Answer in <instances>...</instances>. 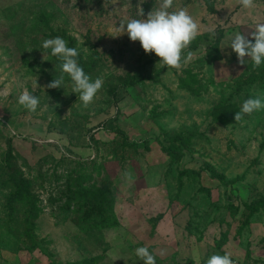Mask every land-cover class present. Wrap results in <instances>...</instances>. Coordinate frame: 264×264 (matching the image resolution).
<instances>
[{
    "label": "rangeland",
    "instance_id": "rangeland-1",
    "mask_svg": "<svg viewBox=\"0 0 264 264\" xmlns=\"http://www.w3.org/2000/svg\"><path fill=\"white\" fill-rule=\"evenodd\" d=\"M254 3L174 0L170 11L185 9L200 25L177 70L115 31L140 18L137 5L146 18L160 0H0V264H143L139 247L156 264L225 253L264 264V210L248 223L245 210L264 198V109L234 119L246 99L264 100V64L241 65L230 47L237 32L254 42L264 0ZM57 36L78 49L93 81L103 78L88 108L67 74L61 88L46 87L62 62L42 43ZM25 89L40 100L35 113L18 103ZM20 178L35 217L28 205L9 208ZM71 180L111 191L120 227L91 230L93 215L64 220Z\"/></svg>",
    "mask_w": 264,
    "mask_h": 264
},
{
    "label": "clouds",
    "instance_id": "clouds-1",
    "mask_svg": "<svg viewBox=\"0 0 264 264\" xmlns=\"http://www.w3.org/2000/svg\"><path fill=\"white\" fill-rule=\"evenodd\" d=\"M143 2L144 0H140L141 4ZM238 2L244 9L251 10L256 7L254 0H238ZM173 3L174 0H160L159 7L148 12L146 18H142L144 9L137 5V15L140 18L129 19L127 23L121 22L115 31L120 33L119 35L126 33L132 42L138 41L146 54L154 53L163 67L180 70L192 58L193 53L187 51L185 55V50L189 49L193 40L200 35V25L185 9L170 11ZM251 36L254 42L240 32L235 33L230 47L237 54L239 64L243 65L247 57L252 61L253 69H256L264 64V22H255ZM42 47L50 49L51 55L62 62L61 75L54 78L46 87L61 88L64 74H67L73 82L72 92L78 93L82 106L88 108L102 89L103 78L98 77L93 81L78 63V49L69 47L62 37L46 39ZM18 103L29 112L35 113L40 100L25 89L19 95ZM261 109H264V100L260 97L248 98L243 102L240 111L236 112L234 119L240 122L245 115L251 116ZM124 175L131 179L130 173L125 172ZM135 252L143 264H156L154 255L147 247H139ZM206 264H234V261L229 253L214 254Z\"/></svg>",
    "mask_w": 264,
    "mask_h": 264
},
{
    "label": "trees",
    "instance_id": "trees-1",
    "mask_svg": "<svg viewBox=\"0 0 264 264\" xmlns=\"http://www.w3.org/2000/svg\"><path fill=\"white\" fill-rule=\"evenodd\" d=\"M219 43L215 44L217 48ZM133 84H138V82H133ZM196 82H193V86ZM181 88H188L192 93L195 91L191 88L186 79L180 80ZM199 95V91L196 93ZM222 120V119H221ZM168 156L172 161H177L180 159L181 155L178 149L175 147H170L167 151ZM8 159H11V151L8 150ZM92 164V163H91ZM88 166H85V168ZM96 165H94V168ZM198 174L194 171H186V174ZM16 187L14 192L11 194L9 199V208L13 210V205L15 203H21L28 205L32 208L33 213L37 211L36 198L30 190V185L27 180L20 178L16 180ZM86 181H68V186L65 188V214L64 220H68L73 215H93V217L86 220V218H81V220H86L91 222L92 226L89 227L91 230L104 231L106 229H117L120 227V221L115 213V199L113 198L111 191H99L96 188L89 187L86 185ZM207 194L210 191L205 190ZM76 208V210H75ZM72 210V212H69ZM237 210V209H236ZM245 210L248 213L247 221L248 223L252 217L259 214L264 210V198L257 201H253L251 204H245ZM35 217V213H34ZM84 224V223H83ZM86 225V224H85ZM84 264H97L96 259L86 260Z\"/></svg>",
    "mask_w": 264,
    "mask_h": 264
},
{
    "label": "built area",
    "instance_id": "built-area-1",
    "mask_svg": "<svg viewBox=\"0 0 264 264\" xmlns=\"http://www.w3.org/2000/svg\"><path fill=\"white\" fill-rule=\"evenodd\" d=\"M233 261H234V264H246L245 262H241V261L235 260V259H233Z\"/></svg>",
    "mask_w": 264,
    "mask_h": 264
}]
</instances>
